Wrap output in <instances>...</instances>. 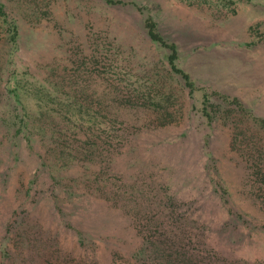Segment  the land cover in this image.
I'll list each match as a JSON object with an SVG mask.
<instances>
[{"label":"rangeland","instance_id":"374dc122","mask_svg":"<svg viewBox=\"0 0 264 264\" xmlns=\"http://www.w3.org/2000/svg\"><path fill=\"white\" fill-rule=\"evenodd\" d=\"M120 1L110 5L103 0H0L6 20L18 29L15 67L44 77L53 66L69 73L72 61H77L82 76L103 77L120 85L126 95L138 87L144 96L148 82L143 73L153 66V78L172 89L176 110L164 126L134 132V149L121 159L133 155L139 162L126 167V174L141 173L140 189L148 187L162 205L166 197H173L171 204L158 208L160 213L173 211L161 221L167 229L182 231L181 236L172 235L173 241L194 248L207 264H219L215 257L226 254L231 259L225 264L263 259V231L237 224L234 234L233 224H223L228 215L206 175L204 147L219 172V178L212 173L211 178L224 184L232 209L252 223H264V186L257 188L264 185V130L251 118L264 119V0ZM145 17L175 44L177 66L197 88L190 97L178 77L168 72L164 49L149 41ZM203 90L228 99L211 98L220 113L210 125L194 108ZM233 97L242 109L229 102ZM14 141L0 125V233L9 217L25 211L43 229L58 233L62 250L75 247V234L65 228L69 223L88 236L98 264H115L141 243L148 225L156 232L153 224L160 220L147 215L134 219L122 210L121 201L112 205L100 193L78 196L60 217L46 191L49 180L37 168L39 143L29 148L22 139ZM121 159L113 167L117 173L124 170ZM81 170L76 165L66 173L79 175ZM143 193L142 200L134 195L136 205L149 196L147 190Z\"/></svg>","mask_w":264,"mask_h":264},{"label":"trees","instance_id":"16d2710c","mask_svg":"<svg viewBox=\"0 0 264 264\" xmlns=\"http://www.w3.org/2000/svg\"><path fill=\"white\" fill-rule=\"evenodd\" d=\"M103 1L110 5L121 3L120 0ZM0 19V125L9 139H15L14 142L22 139L29 148L35 141L39 143L41 151L37 152V168L45 172L49 180L46 191L55 213L62 217L68 202L73 203V199L82 194L100 193L112 205L118 206L117 203L121 201L122 210L134 219L147 215L148 219L160 220L154 221L156 232L148 225L141 243L127 257H118V260H122L115 264H207L205 257L194 248H182L174 242L176 238L173 239L172 235L181 236L182 231L167 229L161 221L162 215L173 216L172 210L161 213L158 210L164 204H171L173 197H166L164 202L161 201L164 203L162 205L148 187L140 189L137 178L143 175L136 172L126 174V167L139 162L138 158L132 155L126 159L128 165L126 160L121 159L132 153L135 131L143 127L164 126L176 110L172 89L164 86L158 78H153V66L143 73L148 82L144 96L138 87L126 95L120 85L109 84L103 77L82 76L84 71L76 68L79 65L77 61H72L73 67H70L69 73H61L53 66L47 75L38 77L26 69L15 67L18 29L13 21L6 20L1 3ZM143 28L149 41L164 49L168 72L178 77L190 97L197 88L189 74L177 66L175 44L161 36L151 18L145 17ZM213 96L226 100V96L215 91L203 90L198 107L194 105L198 118L209 125L220 113L218 103L211 101ZM229 102L233 107L243 108L234 97ZM179 110L180 106L177 112ZM224 111L227 112V109L221 112ZM251 118L258 128L264 130L263 118ZM204 154L207 159L204 167L206 175L210 177L211 189L225 205L228 215L223 224L230 227L233 224L231 230L234 234L237 224L248 231L264 232V223H252L251 218L232 209L224 184L211 178V173L219 178L215 158L205 147ZM119 159L124 170L117 173L113 167ZM76 165L82 168L79 175H68L66 171ZM33 181H29L28 190ZM261 186L264 185L257 188ZM143 190H147L149 196L143 204L138 202L136 205L134 195L137 194L142 200L141 196H146ZM152 198L154 201L151 202ZM159 225L163 229L157 230ZM67 227L76 236L75 247L62 250L57 240L58 233L43 229L36 221H31L27 212L21 211L9 217L0 233V264H98L88 236L65 223ZM215 258L219 264L231 259L227 254ZM245 264H264V258Z\"/></svg>","mask_w":264,"mask_h":264}]
</instances>
